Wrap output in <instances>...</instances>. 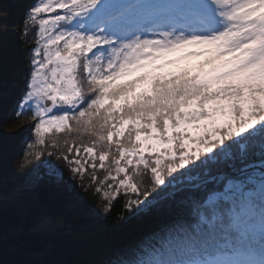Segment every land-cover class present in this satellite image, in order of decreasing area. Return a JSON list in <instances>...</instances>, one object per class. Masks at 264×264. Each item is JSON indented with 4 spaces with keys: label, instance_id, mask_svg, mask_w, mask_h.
Segmentation results:
<instances>
[{
    "label": "trees",
    "instance_id": "1",
    "mask_svg": "<svg viewBox=\"0 0 264 264\" xmlns=\"http://www.w3.org/2000/svg\"><path fill=\"white\" fill-rule=\"evenodd\" d=\"M37 2L25 7L16 43L7 31L17 5L0 0V85L19 45L28 51L25 65L32 71L38 22L30 14ZM89 29L86 34L92 35ZM223 56L209 51L195 62L203 70ZM85 68L83 56L75 70L81 102L63 126L42 131L39 117L20 110L18 101L0 115V264H264V201H248L256 209L252 215L242 211L248 203L243 194L211 198L225 192L230 181L250 182L252 188L251 177L263 173L264 178V119L240 137L214 142L209 153L200 152L183 166H163L161 181L153 163L129 165L138 204H130L128 194L109 202L98 190L108 169L86 165L76 172V152L90 148L95 156L106 154L111 167L121 149L136 146L134 130L110 139L115 125L143 118L162 130L188 98L198 100L206 90L190 70L162 77L157 65L151 91L118 107L116 101L153 72L118 69L107 79ZM209 96L218 95L210 90ZM50 162L60 177L50 172ZM59 215L63 226L33 229L43 217Z\"/></svg>",
    "mask_w": 264,
    "mask_h": 264
},
{
    "label": "rangeland",
    "instance_id": "2",
    "mask_svg": "<svg viewBox=\"0 0 264 264\" xmlns=\"http://www.w3.org/2000/svg\"><path fill=\"white\" fill-rule=\"evenodd\" d=\"M12 2L17 7L7 33L17 43L21 18L30 0ZM30 16L38 22L32 71L29 73L24 67L27 51L19 45L16 62L3 69L6 76L0 85V112L18 100L20 110L31 109L39 117L42 131L66 124L70 110L79 106L75 70L83 56L89 75L100 74L109 79L114 71L128 68L153 72L118 99V107L151 91L156 75L153 66L157 65L162 66V77L190 70L197 76L196 85L206 90V96L198 100L188 98L176 119L166 121L162 130L152 120L143 118H128L115 125L110 139H119L126 131L134 130L136 146L121 149L111 167L106 154L95 156L90 148L76 152V172L83 173L86 165L108 169L98 190L109 202L128 194L129 203L138 204L132 196L136 190L127 174L129 165L153 163L155 177L161 181L163 166H183L200 152L209 153L214 142L229 135L240 137L264 119V0H38ZM166 21L191 24L201 29L200 34L205 35L200 36L205 39L188 42L191 39L185 33L169 30ZM151 22H164L165 29L159 35H150V29L132 34V25ZM85 29L92 35L105 34L94 38ZM209 51L224 56L200 70L196 60ZM210 90L217 92V98H210ZM8 92L11 95L6 97ZM48 168L56 177L61 176L56 164L50 162ZM257 175L249 179L254 187L247 186L250 182L230 181L225 192L211 198L243 194L247 202L251 198L263 202V173ZM245 209L252 215L256 213L252 202L242 211ZM63 225L62 216H45L33 229L50 230ZM44 253L49 254V249ZM34 256L41 258L42 253Z\"/></svg>",
    "mask_w": 264,
    "mask_h": 264
},
{
    "label": "bare ground",
    "instance_id": "3",
    "mask_svg": "<svg viewBox=\"0 0 264 264\" xmlns=\"http://www.w3.org/2000/svg\"><path fill=\"white\" fill-rule=\"evenodd\" d=\"M21 5V3H20V1H19V7L17 8L18 10H19V8L21 7L20 6ZM22 5H25V4H22ZM27 51V50H26ZM18 53V52H17ZM27 53H28V51H27ZM17 55V54H16ZM23 60H24V58H23ZM14 62H16V61H14ZM21 65V64H20ZM24 67H25V60H24ZM23 91H21V93H22ZM11 95V93L10 92H8V94H7V96L6 97H9ZM6 97H4L3 96V99L4 98H6ZM15 101H18V100H14V101H12L10 104H8V105H6L5 107H6V109L4 108V114L6 115L7 114V112L9 111V109H11V108H13L14 107V102ZM0 114H2V112H0Z\"/></svg>",
    "mask_w": 264,
    "mask_h": 264
},
{
    "label": "built area",
    "instance_id": "4",
    "mask_svg": "<svg viewBox=\"0 0 264 264\" xmlns=\"http://www.w3.org/2000/svg\"><path fill=\"white\" fill-rule=\"evenodd\" d=\"M38 253H39V252H35V253L33 252L32 254H33V255H36V254H38ZM37 256H38V255H37Z\"/></svg>",
    "mask_w": 264,
    "mask_h": 264
},
{
    "label": "water",
    "instance_id": "5",
    "mask_svg": "<svg viewBox=\"0 0 264 264\" xmlns=\"http://www.w3.org/2000/svg\"><path fill=\"white\" fill-rule=\"evenodd\" d=\"M46 105H49V101L46 102Z\"/></svg>",
    "mask_w": 264,
    "mask_h": 264
}]
</instances>
